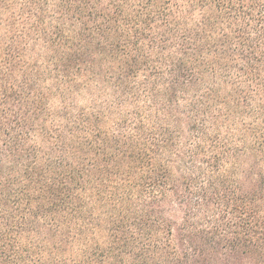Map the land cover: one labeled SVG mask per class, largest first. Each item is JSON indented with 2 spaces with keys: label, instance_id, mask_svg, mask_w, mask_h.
<instances>
[{
  "label": "trees",
  "instance_id": "1",
  "mask_svg": "<svg viewBox=\"0 0 264 264\" xmlns=\"http://www.w3.org/2000/svg\"><path fill=\"white\" fill-rule=\"evenodd\" d=\"M0 264H264V0H0Z\"/></svg>",
  "mask_w": 264,
  "mask_h": 264
}]
</instances>
